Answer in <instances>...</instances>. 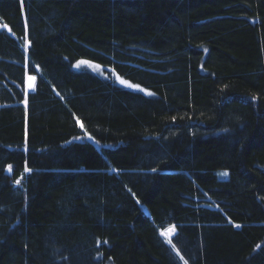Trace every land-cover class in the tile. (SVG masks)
<instances>
[{
  "label": "trees",
  "instance_id": "1",
  "mask_svg": "<svg viewBox=\"0 0 264 264\" xmlns=\"http://www.w3.org/2000/svg\"><path fill=\"white\" fill-rule=\"evenodd\" d=\"M0 103V264H264V0H0Z\"/></svg>",
  "mask_w": 264,
  "mask_h": 264
},
{
  "label": "rangeland",
  "instance_id": "2",
  "mask_svg": "<svg viewBox=\"0 0 264 264\" xmlns=\"http://www.w3.org/2000/svg\"><path fill=\"white\" fill-rule=\"evenodd\" d=\"M28 67H27V75H26V79L28 78ZM26 103V101H24V104ZM81 125H83L82 121H81ZM173 227L175 229V226H172L168 229H165L163 231V234L165 236L166 242L170 245V247L173 249L174 253L180 258V260L182 261L183 264H190L186 259H184L183 257H181L177 247H175L172 239H173V234H175V230L173 231Z\"/></svg>",
  "mask_w": 264,
  "mask_h": 264
},
{
  "label": "water",
  "instance_id": "3",
  "mask_svg": "<svg viewBox=\"0 0 264 264\" xmlns=\"http://www.w3.org/2000/svg\"><path fill=\"white\" fill-rule=\"evenodd\" d=\"M29 77H33V80H30ZM37 80H38V76L35 73H31L28 78H27V93H32L35 92L37 89ZM30 85H34V89L32 87H30Z\"/></svg>",
  "mask_w": 264,
  "mask_h": 264
},
{
  "label": "snow or ice",
  "instance_id": "4",
  "mask_svg": "<svg viewBox=\"0 0 264 264\" xmlns=\"http://www.w3.org/2000/svg\"><path fill=\"white\" fill-rule=\"evenodd\" d=\"M81 63H87L86 61H84V62H81ZM77 66H79V64L77 65ZM29 79L30 80H33L34 78L33 77H29ZM121 83H124V84H127L129 87H134V88H138L139 87V85H133V84H129L127 81H124V80H121L120 81ZM30 87H32L33 89H34V85H30ZM82 127H83V125H81ZM9 171H11V166H9ZM25 171L26 172H29V171H31L30 169H28V168H25ZM16 183L17 184H19L20 183V181L18 180V181H16ZM237 226H239V225H237ZM175 229H174V227H173V231H174ZM186 264H187V262H186Z\"/></svg>",
  "mask_w": 264,
  "mask_h": 264
}]
</instances>
